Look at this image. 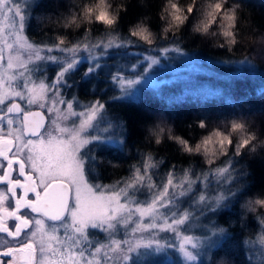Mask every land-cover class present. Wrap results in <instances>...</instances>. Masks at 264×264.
Listing matches in <instances>:
<instances>
[{
  "label": "snow or ice",
  "instance_id": "obj_1",
  "mask_svg": "<svg viewBox=\"0 0 264 264\" xmlns=\"http://www.w3.org/2000/svg\"><path fill=\"white\" fill-rule=\"evenodd\" d=\"M45 3L0 0V264H158L161 257L170 258V250L179 254L181 264H213L236 234L237 222L222 223L221 214L232 212L252 187L251 171L240 159H251L264 148V140L248 131L243 116L222 121L224 130L214 129L193 143L175 133L163 112L156 113L155 123L146 126L145 147L135 149L126 174L107 183L106 166L121 165L103 155L133 151L127 122L108 114L106 103L141 102L134 85L170 52L184 53L176 44L156 48L157 40L167 39L170 29L178 37L177 30L200 11L199 0L186 5L167 0L161 19L167 16L170 22L163 35L144 23L146 17L122 34L117 29L120 12L108 0L83 5L70 0L80 10L70 6V15L62 13L55 20L42 14ZM236 8L229 9L228 0H210L193 31L215 35L212 30L222 20L227 51L235 52ZM33 20L47 21L51 31L42 38L31 35ZM73 25L78 31L69 32ZM97 25L102 32L94 30ZM136 45L147 46V51H136ZM217 46L225 48L224 43ZM120 49L139 59L126 66L109 60ZM220 63L259 67L248 55ZM82 64L87 66L72 80ZM105 66L113 68L108 82L115 91L102 99L93 83L90 96L82 97L75 86L98 76ZM149 83L153 90L166 84L155 78ZM223 102L235 106L247 101L225 96ZM102 120L108 122L100 129L103 136L96 133ZM197 124L207 129L205 119ZM166 142L189 158L188 166L178 170L169 162L159 172L166 160L158 156V148ZM196 159L199 169L191 166ZM240 208L239 231L254 226V233L242 236L239 247L247 264H264V197L248 198ZM192 227L203 233L185 231ZM231 264H236L234 258Z\"/></svg>",
  "mask_w": 264,
  "mask_h": 264
},
{
  "label": "trees",
  "instance_id": "obj_2",
  "mask_svg": "<svg viewBox=\"0 0 264 264\" xmlns=\"http://www.w3.org/2000/svg\"><path fill=\"white\" fill-rule=\"evenodd\" d=\"M108 2L112 10L118 9L120 12L117 29L122 34L145 17L147 19L144 23L154 33L161 35L170 22L167 16L161 19L167 0H143V3L141 0H108ZM190 2L191 0H180L182 5ZM209 2L210 0H199L200 11L190 16L186 24L177 30L178 37L172 36V29H170L167 39H158L156 42V45L162 46L179 45L184 52L191 54L196 64L194 71L190 72L186 78L165 84L158 90L150 88L142 90L139 94L142 97L140 103L131 101L106 103L107 113H112L127 122L128 148L133 150L130 154L118 151L103 153L106 159L121 165L116 169L106 166V183L117 176L126 174L127 165L136 159L135 149L145 147L146 126L155 123L158 118L155 116L156 113L163 112L168 123L174 127L175 133L192 140L193 143L198 142L202 136L208 135L214 129L224 130L222 121L239 119L241 116L249 125L248 131L264 140V95L260 94L261 90H264V0H228L229 9L236 5V14L239 16V22L232 29L238 42L234 46L236 51L233 53H228L227 38L220 31L224 24L222 20L218 21L212 30L215 35L212 32L202 34L193 31V27L204 20L203 11ZM85 3H90V0H76V5ZM121 4L125 7L120 8ZM76 5H72L70 0H46L45 7L41 11L44 15L50 14L55 20L61 17L62 13L70 15V6L73 11L78 12L80 9ZM46 24L47 21L41 24L33 20L30 34L42 38L45 33L51 31L50 27H45ZM58 30L64 31L62 27ZM94 30L102 32L103 26H94ZM68 31H78V29L73 25ZM73 38H77L75 34ZM219 43H224L225 48H219L217 46ZM135 47L147 49L145 45ZM244 55L250 56L259 64V67L256 70H249L239 64L220 63L224 59L239 60ZM196 70L200 71L196 72ZM90 83L93 84L91 78L81 80L80 84L85 86ZM103 96L101 98L106 99ZM225 96L244 97L247 102L233 106L223 102ZM201 119L207 121L206 130L199 128L197 124V121ZM227 130L230 131V126ZM158 156L166 160L165 166L159 169L160 173L165 171L169 162H175L178 170L189 165V158L179 153L177 146L171 142H166L158 148ZM245 162L251 171L249 179L252 187L251 190L240 195L232 212L225 211L221 214L222 223L229 220L237 222L234 230L236 234L235 238L226 245V251L219 252L215 256L213 264H219L220 260H223L224 264H231L233 258L236 264H247L244 251L239 247V240L244 235H253L254 226L250 227L246 233L239 231V218L244 211L240 208V204L248 198H255L257 194L264 197V148L251 159L247 156L240 159V164ZM191 166L199 169L202 165L199 159H196ZM234 248L236 251H233Z\"/></svg>",
  "mask_w": 264,
  "mask_h": 264
},
{
  "label": "rangeland",
  "instance_id": "obj_3",
  "mask_svg": "<svg viewBox=\"0 0 264 264\" xmlns=\"http://www.w3.org/2000/svg\"><path fill=\"white\" fill-rule=\"evenodd\" d=\"M159 47H166V46H162L161 44L156 45V48H159ZM135 50L138 52L147 51L146 48L143 49V48H138V47H135ZM151 54L159 55V52L153 51ZM117 59L120 65L126 66L134 62L136 59H139V56L130 55L128 49H120V50H114L113 53L109 57V60H117ZM86 66H87L86 64H82L80 66V69L76 71V73H79L78 77H80L81 72ZM53 67L54 66L52 65L49 66L50 71ZM195 68H196V64L191 54L187 52H184L183 54H177V53L170 52L167 58H162V63L160 65H157L153 69H151L148 75H146L145 78L141 80L140 83L134 85L133 90L137 94H141L142 90L144 89H148V88L153 89L149 83L150 78H155L158 81H165L167 85L175 80L186 78L190 72L195 70ZM112 70L113 68L111 66H105L104 68L100 70L98 76L91 77V79H93V83H95L97 86L96 88L97 96L102 97V95H104L103 97L107 98L110 94H112L115 91V89L108 82V76ZM198 71L200 70H196V72ZM105 85L108 86L107 91L101 92V88L105 87ZM90 86H91V83H90ZM75 87L79 91L82 97L90 96L88 92V85L81 86L80 84V85H76ZM99 93H101V95ZM110 103H113V101H110ZM108 114L111 115L112 113H108ZM111 116H114V115L112 114ZM107 123H108L107 120L100 121V125H99V128L96 129V133L101 136L106 135V133L101 132L100 129L107 127ZM185 231L189 232L190 234H194V235H200L203 233V229L195 228V227L185 229ZM168 235H171V234H168ZM257 248H259V245H257ZM220 261H223V260H220ZM220 261L218 262L219 264H220ZM158 264H181V257L175 250H170V258L161 257L158 261Z\"/></svg>",
  "mask_w": 264,
  "mask_h": 264
},
{
  "label": "flooded vegetation",
  "instance_id": "obj_4",
  "mask_svg": "<svg viewBox=\"0 0 264 264\" xmlns=\"http://www.w3.org/2000/svg\"><path fill=\"white\" fill-rule=\"evenodd\" d=\"M79 76V73H74L73 76L71 77L72 80H76ZM88 87H90V85H88Z\"/></svg>",
  "mask_w": 264,
  "mask_h": 264
}]
</instances>
